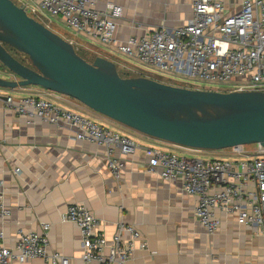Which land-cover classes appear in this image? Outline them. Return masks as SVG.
Segmentation results:
<instances>
[{
    "label": "built area",
    "instance_id": "1",
    "mask_svg": "<svg viewBox=\"0 0 264 264\" xmlns=\"http://www.w3.org/2000/svg\"><path fill=\"white\" fill-rule=\"evenodd\" d=\"M13 1L36 20L45 16L62 18L74 36L106 49L114 48L158 73L208 86L231 84L239 92H264V0H241L238 8L231 0H192L187 23L173 29H156L142 37L131 36L125 43L116 39L123 7L113 1L107 2L103 11L96 9L100 0ZM6 104L30 123L39 119L50 125H64L72 130L76 141L104 147L107 170L116 180L121 179L127 158L140 148L130 137L46 98L8 97ZM255 147L251 156L245 147L228 149L233 156L227 159L209 160L148 147L147 172L158 173L167 182L181 183L184 193L196 199L194 217L209 235L221 225L219 212L242 225L256 227L264 237V147ZM10 215L11 209L0 196V264H25L35 258L44 264L70 263L60 253L49 250L50 224H43L39 233L20 232L14 247H7L2 224ZM61 220L80 230L81 259L85 264H129L135 250L148 249L143 234L123 223L108 239L98 219L83 205H69Z\"/></svg>",
    "mask_w": 264,
    "mask_h": 264
},
{
    "label": "crops",
    "instance_id": "2",
    "mask_svg": "<svg viewBox=\"0 0 264 264\" xmlns=\"http://www.w3.org/2000/svg\"><path fill=\"white\" fill-rule=\"evenodd\" d=\"M109 1L123 7L116 33L119 43L156 29H173L187 23L192 15V0H100L96 9L103 11ZM240 2L231 0L234 8ZM58 19L67 28L65 21ZM102 48L107 54H119L114 48ZM30 95L95 118L112 131L121 128L77 101L39 87L0 88V196L11 209L2 224L7 247H14L20 232L39 233L43 224H50L49 250L68 258L69 264H85L80 230L61 220L69 205L80 204L95 215L108 239L119 223L134 226L143 234L148 249L135 250L129 264H264V237L256 227L218 212L221 225L209 235L194 217L196 199L184 193L181 183L167 182L158 173L147 172L145 149L173 152L169 148L172 145L129 130L134 136L123 133L140 148L127 158L124 173L116 180L107 170L104 147L76 141L72 130L64 125L39 119L30 123L7 107L8 97ZM255 148H245L247 155L251 156ZM25 264L44 262L35 258Z\"/></svg>",
    "mask_w": 264,
    "mask_h": 264
},
{
    "label": "water",
    "instance_id": "3",
    "mask_svg": "<svg viewBox=\"0 0 264 264\" xmlns=\"http://www.w3.org/2000/svg\"><path fill=\"white\" fill-rule=\"evenodd\" d=\"M0 73V88L39 87L69 97L167 144L201 151L264 147V92L203 91L123 78L116 63L104 57L87 61L13 0H0Z\"/></svg>",
    "mask_w": 264,
    "mask_h": 264
},
{
    "label": "rangeland",
    "instance_id": "4",
    "mask_svg": "<svg viewBox=\"0 0 264 264\" xmlns=\"http://www.w3.org/2000/svg\"><path fill=\"white\" fill-rule=\"evenodd\" d=\"M14 2L18 6H20V4L17 1H14ZM28 15H29V13H28ZM45 17H41V18L37 19V21H39L40 23H42L43 25L48 27L50 30H52L56 34L60 35L66 41L72 43V45L75 47V49L82 56H84L86 59H88L90 61H94L97 57H104V58L116 63L119 73L124 74L128 78L147 77L150 79H154V80L163 82L165 84L177 85V86L190 88V89H196V90L199 89V90H203V91L233 92L236 89L235 86H233L231 84H218V85H209L208 86V85H204V84L199 83V82H195L193 80L184 79L183 77L178 76V75L161 74V73H158L157 71H155L153 68L145 66V65H143L137 61L128 59L121 54H114L115 56L111 55V54H107V53L100 50V49H102V50L106 51L102 47L97 46L96 44H93V43H92V45H93L92 46L91 44L87 43L83 39L74 36L73 33L70 30H68L62 24L60 19L54 18V17L49 18L48 16H45ZM96 47H98L99 49ZM17 56L19 58H26L24 55H21V54H18ZM35 88H38V87H35ZM44 91H46V90H44ZM57 96H62V95L57 94ZM85 109L88 111H91L86 107H85ZM91 119L94 120L95 118H91ZM120 127L121 128L118 129L119 131L118 132L115 131V132H117L121 135H124V136H128L126 134H130V135L134 136V134L127 132L128 130L132 132V130H130L126 127H123V126H120ZM107 129L111 130L113 128H107ZM123 133H126V134H123ZM128 137H130V136H128ZM130 138L133 139L132 137H130ZM158 142L163 143L161 141H158ZM169 145H171V144H169ZM172 146L173 147H169L170 150H172L173 152H175L179 156L189 158V159H191V158H200L203 160H209L212 158L227 159L228 157H225V156H232V153L229 150H225V151H201V150L183 148V147H180L177 145H172ZM255 146L256 145H248V146H246V148L247 149L251 148V147L255 148Z\"/></svg>",
    "mask_w": 264,
    "mask_h": 264
},
{
    "label": "trees",
    "instance_id": "5",
    "mask_svg": "<svg viewBox=\"0 0 264 264\" xmlns=\"http://www.w3.org/2000/svg\"><path fill=\"white\" fill-rule=\"evenodd\" d=\"M78 54L81 56V57H83L84 59H86L84 56H82L79 52H78ZM16 56L18 55V54H15ZM18 57V56H17ZM19 58V57H18ZM19 60L20 61H22L23 63H26L27 62V59L26 58H19ZM87 61H89V62H92V61H90V60H88V59H86ZM123 78H128L127 76H125L124 74H120Z\"/></svg>",
    "mask_w": 264,
    "mask_h": 264
}]
</instances>
